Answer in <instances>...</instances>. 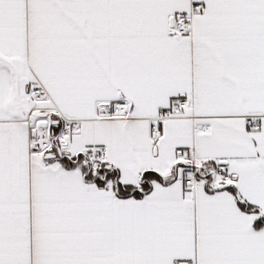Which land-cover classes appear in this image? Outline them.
Listing matches in <instances>:
<instances>
[{
    "label": "snow or ice",
    "instance_id": "obj_1",
    "mask_svg": "<svg viewBox=\"0 0 264 264\" xmlns=\"http://www.w3.org/2000/svg\"><path fill=\"white\" fill-rule=\"evenodd\" d=\"M0 264H264V0H0Z\"/></svg>",
    "mask_w": 264,
    "mask_h": 264
}]
</instances>
